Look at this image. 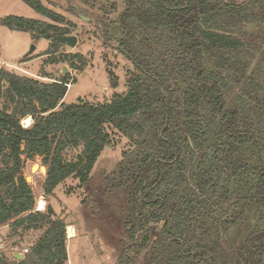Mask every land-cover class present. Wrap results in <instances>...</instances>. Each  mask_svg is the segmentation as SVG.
<instances>
[{"label": "trees", "instance_id": "1", "mask_svg": "<svg viewBox=\"0 0 264 264\" xmlns=\"http://www.w3.org/2000/svg\"><path fill=\"white\" fill-rule=\"evenodd\" d=\"M23 1L51 22H1L51 38L57 51L53 33L70 34L72 22L41 0ZM126 6L119 50L134 69L127 90L110 100L66 103L69 74L45 82L0 70V225L20 236L39 232L23 258L2 251L0 264L67 263L68 223L51 206L35 208L24 157H42L46 194L71 176L86 186L112 142L109 128L129 147L102 174L101 201L82 202L110 217L119 209L117 264H264V0ZM76 57L81 64L72 67L83 68L79 54L63 59ZM69 150H78L75 160ZM249 212L255 224L246 223Z\"/></svg>", "mask_w": 264, "mask_h": 264}, {"label": "rangeland", "instance_id": "2", "mask_svg": "<svg viewBox=\"0 0 264 264\" xmlns=\"http://www.w3.org/2000/svg\"><path fill=\"white\" fill-rule=\"evenodd\" d=\"M41 1L72 22L71 33L68 35L78 38L76 46L62 44L55 51L51 46V38L35 39L29 31L9 28L1 22L9 15L37 18L46 22L51 20L37 13L23 0H0V70L45 82L69 74L74 80L68 84V92L64 98L66 103L78 102L80 99L92 103L105 102L115 92H125L128 87V71L134 69L133 62L119 50L123 37L119 19L126 7L125 0ZM32 45L36 49L29 53ZM67 54L85 57L84 67L73 68V62L77 65L81 63L78 57L64 60ZM64 67L68 70L66 73H63ZM111 72L118 79L117 88L111 85ZM3 86L6 87L7 83L3 82ZM2 103L0 101V108ZM25 119L26 117L23 118V123L26 126L33 124V119L29 123H25ZM109 131L112 142L103 150L86 186L80 178L71 176L58 185L52 194H46L44 182L47 166L42 157H24L23 173L33 189L35 208H38L39 200L44 199V210L51 206L58 217L64 218L68 225L73 224L76 230L77 234L72 239L67 226L69 258L66 264H117L119 239L125 237L124 229L115 220L119 209L115 208V214L110 217L106 211L95 209L93 212V209L87 208L82 202L91 195L98 198V202L101 201L102 174L111 172L121 160L123 151L129 147V141L123 134L113 128H109ZM77 154L78 150H69L66 159L75 160ZM256 222L255 214L249 212L246 223ZM38 236L39 232L33 231L20 236L12 232L10 224L0 225V252L7 253L10 258L16 257V253H24V249L29 248Z\"/></svg>", "mask_w": 264, "mask_h": 264}, {"label": "water", "instance_id": "3", "mask_svg": "<svg viewBox=\"0 0 264 264\" xmlns=\"http://www.w3.org/2000/svg\"><path fill=\"white\" fill-rule=\"evenodd\" d=\"M53 37L56 38L57 41H59L61 44L69 45L71 47H75L76 44H77V41H78V38L76 36H74V35H61V34H58L56 32L53 33ZM120 48L121 47L119 46V49ZM35 49H36V46L32 45L29 53H32ZM67 71L68 70L66 69V67H64L63 68V73H66ZM16 257L21 259V258L24 257V254H17Z\"/></svg>", "mask_w": 264, "mask_h": 264}, {"label": "bare ground", "instance_id": "4", "mask_svg": "<svg viewBox=\"0 0 264 264\" xmlns=\"http://www.w3.org/2000/svg\"><path fill=\"white\" fill-rule=\"evenodd\" d=\"M26 121H25V123H29V122H31L30 120H32V117L31 116H26V119H25ZM45 201H44V199H40L39 200V202H38V210H44L45 209ZM73 233H74V228H73V226H68V234L70 235V236H72L73 235Z\"/></svg>", "mask_w": 264, "mask_h": 264}, {"label": "built area", "instance_id": "5", "mask_svg": "<svg viewBox=\"0 0 264 264\" xmlns=\"http://www.w3.org/2000/svg\"><path fill=\"white\" fill-rule=\"evenodd\" d=\"M22 124L24 125V126H26L24 123H23V121H22ZM27 127V126H26ZM37 210H38V208H36ZM26 252H28V249L26 248V249H24V253L23 252H20V254H25ZM17 254H19V253H16L14 256H16Z\"/></svg>", "mask_w": 264, "mask_h": 264}, {"label": "crops", "instance_id": "6", "mask_svg": "<svg viewBox=\"0 0 264 264\" xmlns=\"http://www.w3.org/2000/svg\"><path fill=\"white\" fill-rule=\"evenodd\" d=\"M42 211V210H41ZM68 226H70V225H68ZM71 226H73V228H74V225L73 224H71ZM77 233H76V230H75V228H74V233H73V235L72 236H70V238H74L75 237V235H76Z\"/></svg>", "mask_w": 264, "mask_h": 264}, {"label": "flooded vegetation", "instance_id": "7", "mask_svg": "<svg viewBox=\"0 0 264 264\" xmlns=\"http://www.w3.org/2000/svg\"><path fill=\"white\" fill-rule=\"evenodd\" d=\"M125 2H126V0H125ZM126 9H127V6L125 7V9L123 10L122 13H124ZM122 13H121V15H122ZM121 17H122V16H120V18H121Z\"/></svg>", "mask_w": 264, "mask_h": 264}]
</instances>
